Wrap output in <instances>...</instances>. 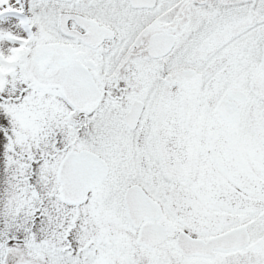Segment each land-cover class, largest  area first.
I'll return each mask as SVG.
<instances>
[{"label":"flooded vegetation","instance_id":"af4514ba","mask_svg":"<svg viewBox=\"0 0 264 264\" xmlns=\"http://www.w3.org/2000/svg\"><path fill=\"white\" fill-rule=\"evenodd\" d=\"M16 1L1 12L26 56L6 82L46 107L28 112V148L9 145L28 244L108 264L264 262V0ZM97 172L65 201L64 182Z\"/></svg>","mask_w":264,"mask_h":264},{"label":"rangeland","instance_id":"374dc122","mask_svg":"<svg viewBox=\"0 0 264 264\" xmlns=\"http://www.w3.org/2000/svg\"><path fill=\"white\" fill-rule=\"evenodd\" d=\"M4 8L21 10L23 6L16 0H0V264H20L19 253L12 254L7 251L10 248H16L26 258L37 256L43 264H108L92 257L79 244L60 253L65 242L58 238H49L45 244L35 237L32 244L26 241L28 191L18 179L21 167L8 165V161L17 159L9 145L22 151L28 148V112H41L46 107L37 103L39 99H28V90L11 88L6 82L15 79L14 73L25 59L26 34L20 19L1 12ZM15 38L20 40L14 42ZM6 247L10 248L5 250ZM54 249L58 250L56 254Z\"/></svg>","mask_w":264,"mask_h":264},{"label":"water","instance_id":"95a60500","mask_svg":"<svg viewBox=\"0 0 264 264\" xmlns=\"http://www.w3.org/2000/svg\"><path fill=\"white\" fill-rule=\"evenodd\" d=\"M76 159L79 160V161H84L87 158L84 156L83 153H81V154L76 156ZM83 164L84 163H82V165ZM91 176H92V181L90 183L81 184L80 185V187H81L80 191L75 188V184H72V183H69V182L68 183L64 182V184L62 186V190H63V195H64L65 201L68 202V203H74V202L80 200L82 198L83 194L86 192V190L88 188L96 185L101 180V178L104 176V172H102V173L97 172L96 173V177L94 176V174H92ZM232 233L233 232H228V233H226L224 235H221L219 237L214 238V240H222L223 238L229 237ZM142 236H143V234L139 233L138 240L140 242H142V240H143ZM260 264H264V262H262Z\"/></svg>","mask_w":264,"mask_h":264}]
</instances>
